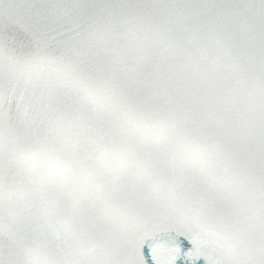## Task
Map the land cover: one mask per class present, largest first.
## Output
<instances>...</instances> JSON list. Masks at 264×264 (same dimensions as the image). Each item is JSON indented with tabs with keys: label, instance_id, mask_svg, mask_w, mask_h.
Listing matches in <instances>:
<instances>
[{
	"label": "snow or ice",
	"instance_id": "obj_1",
	"mask_svg": "<svg viewBox=\"0 0 264 264\" xmlns=\"http://www.w3.org/2000/svg\"><path fill=\"white\" fill-rule=\"evenodd\" d=\"M0 264H264V0H0Z\"/></svg>",
	"mask_w": 264,
	"mask_h": 264
}]
</instances>
